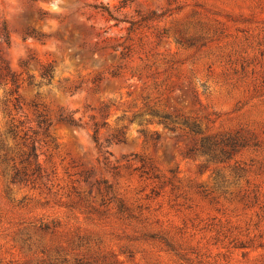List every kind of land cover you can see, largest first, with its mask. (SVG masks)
<instances>
[{"label": "rangeland", "instance_id": "rangeland-1", "mask_svg": "<svg viewBox=\"0 0 264 264\" xmlns=\"http://www.w3.org/2000/svg\"><path fill=\"white\" fill-rule=\"evenodd\" d=\"M0 264H264V0H0Z\"/></svg>", "mask_w": 264, "mask_h": 264}, {"label": "trees", "instance_id": "trees-1", "mask_svg": "<svg viewBox=\"0 0 264 264\" xmlns=\"http://www.w3.org/2000/svg\"><path fill=\"white\" fill-rule=\"evenodd\" d=\"M57 120L62 121V122H66L70 125H78V120L76 118H74L71 114L65 115L63 113H59L57 116ZM44 122H46V121L39 119V123H44ZM95 140L98 141V138L96 135H95ZM29 155L34 156V158H37V156H38L37 153L35 152L34 148H32V150L29 152ZM12 179L14 181L23 180L24 176H21V173L19 170H14V173L12 174Z\"/></svg>", "mask_w": 264, "mask_h": 264}]
</instances>
